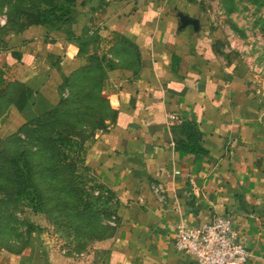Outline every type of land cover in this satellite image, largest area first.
Returning a JSON list of instances; mask_svg holds the SVG:
<instances>
[{
    "label": "crops",
    "instance_id": "0c3cea01",
    "mask_svg": "<svg viewBox=\"0 0 264 264\" xmlns=\"http://www.w3.org/2000/svg\"><path fill=\"white\" fill-rule=\"evenodd\" d=\"M70 12L0 39V126L28 121L23 88L55 107L66 79L98 77L95 106L112 113L82 157L110 210H98L103 231L83 250L43 236L0 246V264H196L175 248L176 226L215 215L232 218L248 264H264V89L217 51L191 0H82ZM185 123L201 153L178 148Z\"/></svg>",
    "mask_w": 264,
    "mask_h": 264
},
{
    "label": "rangeland",
    "instance_id": "374dc122",
    "mask_svg": "<svg viewBox=\"0 0 264 264\" xmlns=\"http://www.w3.org/2000/svg\"><path fill=\"white\" fill-rule=\"evenodd\" d=\"M191 1L207 16L217 51L229 62L242 63L252 83L264 89V0ZM80 2L0 0V39L8 40L36 21L56 27ZM89 82L79 72L59 86L55 107L41 99H35L38 105L29 104L25 114L32 122L31 139L0 126V246L19 250L43 236L49 243L52 236L61 245L83 250L92 234L103 231L97 213L110 210V198L100 194L95 175L78 161L109 114V109L94 107L100 98ZM42 113L44 121L37 124ZM4 118L0 116V123ZM36 136L48 142L37 143ZM86 211L96 218H82Z\"/></svg>",
    "mask_w": 264,
    "mask_h": 264
},
{
    "label": "built area",
    "instance_id": "2783aa9c",
    "mask_svg": "<svg viewBox=\"0 0 264 264\" xmlns=\"http://www.w3.org/2000/svg\"><path fill=\"white\" fill-rule=\"evenodd\" d=\"M174 245L192 255L196 264H248L250 257L228 215H215L199 225L178 224Z\"/></svg>",
    "mask_w": 264,
    "mask_h": 264
},
{
    "label": "trees",
    "instance_id": "16d2710c",
    "mask_svg": "<svg viewBox=\"0 0 264 264\" xmlns=\"http://www.w3.org/2000/svg\"><path fill=\"white\" fill-rule=\"evenodd\" d=\"M66 19H68V18H65L64 21ZM38 23H40V21H36L34 24H38ZM86 70L87 69H85V70L83 69V70L80 71V73L85 74V76L87 78V75L89 73L88 72H85ZM88 78H90V77H88ZM96 79H98V77L95 78V76L94 77L91 76L90 82H89L90 84L92 83V86H91L92 87V90H95V91H97V88H98V80H96ZM22 92L23 93H20V95H18V98L16 100L17 101L16 104H17V106H18L19 109H22V110L25 111L26 108H28L29 104H31V103H36L38 105V101L37 100L35 101V98L32 99V96H31L32 95V90L31 89L29 91L25 92V90L23 88V91ZM94 98L96 99V97H94ZM27 99H29V102L26 101ZM27 102H28V104H27ZM26 104H27V106H26ZM94 107H96V106H94ZM99 109H100V107H99ZM111 113H112V111L109 109V114L111 115ZM109 114H108V116H110ZM42 115H40L39 118L37 117V119H36V123L37 124L42 123L44 121V118H43L44 117V114L42 113ZM30 124H32V122H30L29 120L26 121L21 126H19V128L14 132V134L15 135H19L20 133H22L26 137L28 136L27 137L28 139H31L30 138V133H29V130H30L29 129V126H30ZM101 126H102V124H101ZM183 128H184V131L186 132L188 141L186 143L178 142V148L180 150L186 151V152H199V153H201L202 152V149H201L200 145H198L197 141H195L194 138H193L195 136L194 126L192 124H190V123H185L183 125ZM35 140H36L37 143H39V142L40 143H45L46 142V139L45 138H40V137H37V136H36ZM47 142H48V140H47ZM83 151H84V149H83ZM78 161H79L80 165L86 170L87 167L85 168L83 166V157H81L79 155ZM31 186H32V184H30V183L27 185V187H31ZM81 215L83 216L82 218H84L87 221H92L93 219L96 218V215L94 214V212H87L86 211L84 214H81Z\"/></svg>",
    "mask_w": 264,
    "mask_h": 264
},
{
    "label": "water",
    "instance_id": "95a60500",
    "mask_svg": "<svg viewBox=\"0 0 264 264\" xmlns=\"http://www.w3.org/2000/svg\"><path fill=\"white\" fill-rule=\"evenodd\" d=\"M180 20H181L183 26L186 25V24H188V23L195 25V27L197 25V21L196 20L189 19L186 16H180Z\"/></svg>",
    "mask_w": 264,
    "mask_h": 264
}]
</instances>
